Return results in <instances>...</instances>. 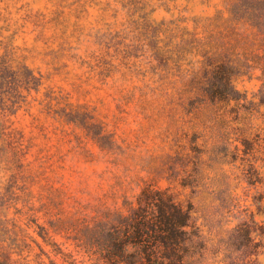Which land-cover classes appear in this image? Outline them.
Returning <instances> with one entry per match:
<instances>
[{
  "label": "rangeland",
  "instance_id": "1",
  "mask_svg": "<svg viewBox=\"0 0 264 264\" xmlns=\"http://www.w3.org/2000/svg\"><path fill=\"white\" fill-rule=\"evenodd\" d=\"M234 2L0 0V254L11 264H39L38 245L73 249L70 223L102 204L121 208L147 184L192 204L199 264H225L224 242L244 221L237 208L264 225L253 205L264 150L254 152L262 182L249 186L224 157L237 144L235 103L197 95L210 56L244 61L243 45L219 39ZM262 81L254 67L232 78L248 99ZM256 242L251 258L264 264V234Z\"/></svg>",
  "mask_w": 264,
  "mask_h": 264
},
{
  "label": "trees",
  "instance_id": "2",
  "mask_svg": "<svg viewBox=\"0 0 264 264\" xmlns=\"http://www.w3.org/2000/svg\"><path fill=\"white\" fill-rule=\"evenodd\" d=\"M227 24L229 33L220 36L238 45H243L244 61L234 65L231 60H221L223 55L210 56L207 68V86L197 90L199 103L220 101L229 106L236 115L240 129L234 152L226 151L224 157L232 159L235 176L249 186L262 182L255 167L254 152L264 150V0H236L231 5ZM218 60L221 63H216ZM216 63V65H215ZM215 65V66H214ZM212 71L209 67H213ZM260 71L263 80L253 99L233 86L235 75H245L249 68ZM242 69L244 71H242ZM210 72V73H209ZM105 138L98 139L104 148ZM190 162L188 156L184 162ZM186 165V164H185ZM169 175L178 178L172 169ZM184 185L193 182L189 174L183 178ZM253 205L264 213V193L253 197ZM236 205L232 206V210ZM244 221L232 230L225 243V264H256L251 257L260 247L256 238L264 234V225L249 214V206L237 208ZM192 204L187 207L176 199L169 187L151 184L142 187L134 201L124 200L121 208L104 204L93 213L81 214L67 227V236L73 249H63V244L51 243L52 249L45 251L40 245L36 260L42 264V256L62 255L67 264H199L205 246L191 219ZM0 264H11L9 258L0 254ZM50 264H56L50 260Z\"/></svg>",
  "mask_w": 264,
  "mask_h": 264
}]
</instances>
